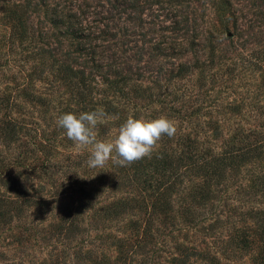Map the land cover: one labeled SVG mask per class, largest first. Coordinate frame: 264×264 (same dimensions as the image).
Instances as JSON below:
<instances>
[{
  "label": "rangeland",
  "instance_id": "rangeland-1",
  "mask_svg": "<svg viewBox=\"0 0 264 264\" xmlns=\"http://www.w3.org/2000/svg\"><path fill=\"white\" fill-rule=\"evenodd\" d=\"M26 1L0 0V116L4 118L9 115L18 121H24V125L10 136L11 141H0V264H92V258H101L105 264H139L145 250L138 246L136 228L131 227V230L125 223L130 219H137V225L143 224V209L126 211L121 215V221L112 219L98 222L95 226L86 223L91 213V209L86 208L88 205L81 209L78 207L77 210L81 213L77 214V224L72 230L67 228V209L74 207L72 198L67 194L74 193L66 189V183L73 178L76 186L93 188L96 198L92 203L93 208L105 206L111 196L126 195L118 179L124 170L117 175L119 166L116 167L112 160L104 167H89L87 160L90 157V148L78 151L74 142L67 138L64 129L58 126V118L68 113L63 107L73 108L65 89L60 87L56 91L55 88L47 86L46 80H40L34 87L36 92L38 89L39 98L44 102L40 104L32 98L31 91L26 92L23 88L26 81H38L37 76L42 66L37 59L36 46L44 47L43 42L47 45L53 42L50 33L54 31L48 18L54 7L62 6L64 10L68 8L69 12L76 11V7L80 15L87 19L103 20L102 17L105 16L108 24L112 22L116 26L126 24V21L122 20L128 11L120 14V19L116 21L111 17L115 18L117 14L106 0H31L30 5L23 7ZM211 2L212 0H188L182 8L177 0H147L143 7L139 4L140 11L137 14L141 15L143 21L155 22L154 29H160L168 24L166 20L170 16L185 8L182 14L195 17V34L213 26L219 28L215 32L220 40L228 33L226 29L231 31L232 28L220 29L216 25V13H224L225 10L215 8ZM257 8L264 11V5L258 0H229V10H233L230 18L236 17L237 24L240 23L242 27L237 31L238 36L234 37L232 46L227 47L225 52L217 49L216 55L220 57L216 61L214 59V62H221L218 74L223 81L207 83L205 88L211 90L206 95L195 90L180 94L183 85L187 87L195 83L198 77L195 72L181 79L165 82L167 71L173 72L172 68L178 62L185 59L192 61L193 55L203 59L207 54L206 50H198L195 54L187 52L181 57L159 56L151 62H145L144 53L138 62H130L132 65L134 62L138 63L139 71L143 73L142 79L137 81L142 88L153 86L150 80L156 79L151 72L142 70L159 68L155 85L158 87L151 88V93L158 92V96L152 97V102L137 100L135 106L124 107L118 115H107L108 119L97 125V138L102 141L113 139L118 128L130 116L156 119L163 115L176 121L175 136L185 134L201 143L202 147L210 145L209 148L218 151L220 148L217 146L223 147L225 139L234 129L242 127L246 131L247 128L251 129L255 124L262 122L264 70L263 66L252 63L253 57L264 55V18H261ZM14 10H21V19H11L9 15ZM174 10L176 12H173ZM149 26L143 23L142 26H133V30L145 31ZM134 44L139 46L140 42L136 40L128 43L129 46ZM223 44H226V41H223ZM113 47L115 48L116 44ZM114 48L111 45L107 54ZM212 66L217 71L216 64ZM98 88L103 89L104 86ZM170 88L179 90L167 95ZM7 100L9 102L6 103ZM197 105L203 107L199 113H195L194 118H179ZM169 107L174 111L179 110L180 113L170 112ZM183 109L186 111H181ZM213 129L219 131V134L212 140L210 135ZM159 143L160 141L154 149ZM71 154L77 156V161L81 162L80 167H65ZM255 163L262 169L264 159ZM245 167L248 170L242 169L239 174L246 177L250 174L249 169H257L250 164ZM99 173L109 176L99 182ZM7 175L18 183L26 182L24 184L29 189V195H36L35 189L41 185L44 200L39 202V205H22L21 215L11 218L10 221L4 215L5 206L2 205L3 198L13 197L15 193L5 184ZM28 184L31 186L28 187ZM102 186L103 191L100 189ZM233 188L234 186L227 187L224 192L219 193L217 199H213L211 212H218V218L214 222L211 219H201L193 226L192 223L183 221L174 210H181L189 202L179 199L174 201V224L158 225L153 222L151 245L155 244L156 254L152 253L151 248L149 255H152V260L142 264H210L206 261V256L214 257L217 262L215 264H262L257 255L259 246L252 230L253 222L246 218L249 208L263 206L262 200L257 195L249 197L248 194L236 192ZM178 195L183 196L185 193L180 192ZM240 231L251 233L253 238L247 241L243 248H235L230 244L229 236ZM119 243L125 249V259L119 253ZM191 246L198 255L188 254L174 262L172 258L179 257L184 248ZM182 256L180 255L181 258Z\"/></svg>",
  "mask_w": 264,
  "mask_h": 264
},
{
  "label": "trees",
  "instance_id": "trees-1",
  "mask_svg": "<svg viewBox=\"0 0 264 264\" xmlns=\"http://www.w3.org/2000/svg\"><path fill=\"white\" fill-rule=\"evenodd\" d=\"M146 1L112 0V2H109V0H106L109 7L115 10L117 14L115 18L111 17L113 20L117 21L120 14L126 10L128 11V14L122 20V22L126 21V24H122V26H116L112 22L108 24L105 16L102 17L103 20L87 19L85 16L80 15L76 7V11L70 12L68 8L64 10L62 6L54 7L48 18L54 31L50 33L53 42L48 45L43 42L44 47L36 46L37 59L42 67L37 76L38 81H26L23 83L24 90L26 92L31 91L32 98L40 104H44L42 98H39L38 89L36 92L34 87L40 80H46L47 86L55 88L56 91L60 87L67 91L73 108L64 106V111L68 113L75 111L80 114L103 108L107 115L114 116L118 115L128 105H131V108L135 106L137 100L152 102V97L158 96V92L151 93V88L158 87L155 85L157 73L160 71L159 68L142 70V72H151L156 78L150 80L153 86L142 88L141 84L137 82L142 79L143 73L139 71L138 63L135 62L141 60L142 54L146 53L145 62H151L159 56L162 58L166 56L181 57L187 52L195 54L198 50L202 52L206 50L207 54L204 55L203 59H198L193 55L192 61L185 59L178 62L172 68L173 72L167 71V77L165 78L166 82L171 79H181L195 72L198 75L195 83L187 87L183 85L180 88V92H182L180 94L183 95L186 91L190 93L195 90L206 95L211 90V88H205L207 83L212 84L216 80L223 81L218 74L221 62H214V59L216 61L220 57L218 54L216 55L217 49L225 52L227 47L232 46L234 37L238 36L237 31L242 27L240 23L237 24L236 17L230 18L233 10H229V0H212L211 2L215 8L225 10L224 13H216V25L220 29L232 28L231 31L227 28L226 33H228L220 40L217 39L215 32L219 28H213V26L208 27L204 32L200 31L199 34H195V17L190 15L188 17L185 13L182 14L185 8L179 10L178 14L170 16L166 20L168 24L160 29H154L155 22L143 21L141 15L137 14L140 11L139 4L143 7ZM177 1L179 4L181 3L183 8V4L188 0ZM258 1L264 5V0ZM30 3L31 0H27L23 7L30 5ZM257 9L263 19L264 11H261L260 8ZM173 12H176V10ZM20 15L21 10H14L9 16L13 20H19L21 19ZM143 23L148 24V26L150 24L149 28L145 31L133 30V26H142ZM136 40L140 42L139 46L136 44L128 45L129 42H135ZM223 41H226V44H223ZM114 44H116L115 48L113 47ZM111 45L115 51L112 50L107 54ZM127 53L131 54L127 55ZM132 61H135L133 65L130 63ZM252 63L253 65L263 66L264 70V55L260 54L258 57H253ZM214 64H216L217 71L212 66ZM262 79L264 86V74ZM100 86H104V88H98ZM171 88L167 95H172L176 90H179L178 88H175V90ZM146 90L148 93H144ZM108 92L112 93L108 94ZM157 101L161 102L162 100ZM202 107L197 105L188 114H183L179 118L186 119L189 116L194 118ZM168 109H170V112L180 113L179 110L174 111L170 107ZM23 125V120L18 121L9 115L4 118L0 116V141H11L10 136L15 134L17 128H21ZM218 134L219 131L211 130V139H216ZM171 141L172 138L169 139L165 135L161 138L159 146L153 150L150 157L142 158L125 167L115 164L116 167L119 166L117 175L124 170L118 179L122 183L126 195L111 196L105 206L93 208L92 203L96 199L94 198L93 188L76 186V181L71 178L65 185L66 189L74 193L73 195L67 194L69 198H72L74 204L73 208L67 209L68 218H65L68 220L67 228L69 227L72 230L77 224V214L81 213L77 210L78 207L81 209L88 205L86 208L91 209V213L86 223L95 226L98 222L112 219L121 221V215L126 211L143 209L145 215V218L142 217L143 224L137 225V219H130L125 224L131 230V227L136 228L138 246L145 250L139 264L148 263L152 260V255H149L151 248L152 253L156 254L155 244L151 245L153 240L151 239V231L154 227L152 224L153 222H157L158 225L160 223H169L170 226L174 224L176 216L172 213L174 201L179 199L189 202L181 210H174L177 215L183 218V221L192 223L193 226L201 219H211L214 222L218 218V212H211L213 199H217L219 193L224 192L227 187L234 186V191L246 193L249 197L257 195L262 200L261 205L263 206L249 208L246 211V218L251 219L253 222L254 227L252 230L259 246L257 255L260 262L264 264V164L261 169L255 163L257 160L264 159V118L262 122L255 124L251 129L247 128L246 131L242 127L234 129L232 134L225 139L223 147L217 146L220 148L218 151H213L209 148L210 145L202 147L201 143H197L194 138L185 134L181 136L177 134L172 144ZM246 164L257 167L256 170L249 169L250 174L247 177L239 174L242 169L248 170L245 167ZM80 165L81 162L77 161V156L71 154L65 167L78 168ZM98 176V181L102 182L109 174L99 173ZM6 178V186L15 191L13 197L7 196L2 200V205L5 206L3 213L8 221L21 215L22 205L28 206L31 205L30 203L39 205V202L44 201L41 185H38V189H35L36 195H29V189L24 184L26 182L18 183L8 175ZM185 182L188 184H185ZM30 186L31 184H28V187ZM103 188L102 186L100 189L103 191ZM180 192H184L185 195H178ZM128 214H131V212H128ZM252 238L251 233H245L244 231L235 232L229 236L230 244L235 248H243L245 243L251 241ZM118 247L121 257L125 259L123 245L119 243ZM195 253L198 255L194 247H187L182 250L179 257L172 259L175 262L183 259L188 254ZM180 255H183L182 258ZM205 258L210 264L217 263L214 257L206 256ZM105 263L101 258H92V264Z\"/></svg>",
  "mask_w": 264,
  "mask_h": 264
},
{
  "label": "clouds",
  "instance_id": "clouds-1",
  "mask_svg": "<svg viewBox=\"0 0 264 264\" xmlns=\"http://www.w3.org/2000/svg\"><path fill=\"white\" fill-rule=\"evenodd\" d=\"M106 119L107 114L100 108L80 114H63L57 121L78 151L90 148L87 165L91 168L104 167L109 160L121 167L129 166L150 157L163 136L172 138L177 132L176 121L166 116L156 119L130 116L118 128L113 139L102 141L97 138L96 129L98 123Z\"/></svg>",
  "mask_w": 264,
  "mask_h": 264
}]
</instances>
